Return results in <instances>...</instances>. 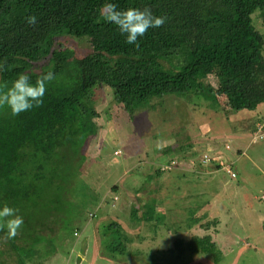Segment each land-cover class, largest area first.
Segmentation results:
<instances>
[{
  "label": "trees",
  "instance_id": "obj_1",
  "mask_svg": "<svg viewBox=\"0 0 264 264\" xmlns=\"http://www.w3.org/2000/svg\"><path fill=\"white\" fill-rule=\"evenodd\" d=\"M104 2L0 0V63L5 65L0 71V88L10 86L22 73L33 83L40 73L52 71L55 75L41 107L15 117L10 110L0 109V208L6 203L18 209L23 229L17 236L25 242L21 246L15 242L17 237L7 240L10 248L8 252L0 249V264H39L40 248L51 243L53 236L46 234L38 241L35 237L42 228L54 231L47 222L55 217H50L54 207L68 213L65 219L61 216L55 221L64 231L68 261L79 225L85 224L83 217L93 211L95 219L104 207L115 210V197L122 192L117 185L105 196L99 191L104 158L102 154L91 156L88 149L101 129L97 118L102 115L95 108L100 90L109 89L114 108H119V113H114V108L109 113V127L116 125L120 116L125 122L136 121L141 109L153 108L154 99L162 98L163 104L172 97H191L218 105V94L226 97L234 111L252 114V136L264 125V114L260 115L264 110V35L254 24L255 14L264 16V0H111L119 9L147 7L154 16L166 18L164 25L150 28L139 38V49L126 44L114 25L99 18L98 9ZM28 16H36L37 23L29 25ZM63 38L83 40L90 50L79 56L62 43ZM210 74L216 86L203 82ZM68 101L73 110L64 146L48 149L47 142L58 129L57 105ZM106 134L111 137L114 132L107 128ZM189 141L172 154L170 147L169 151L168 145H163L165 155L159 157L153 175H164L170 159L189 160L187 152L196 158V146ZM202 162L206 169L214 164L221 168L218 161ZM161 203L160 198H154L140 207L131 206L130 225L144 224L151 235L129 233L119 220L108 217L101 230L104 256L113 264H184L198 254H213L216 260L217 244L210 235L179 236L166 249L145 251L131 246L135 240L142 243L147 237L165 235L166 230L175 234L185 228L173 224L169 214L159 209ZM211 206L208 200L198 212L189 208L185 226L190 229L201 223ZM215 222L201 225L208 228ZM0 236L5 232L0 231ZM81 260L76 255V264Z\"/></svg>",
  "mask_w": 264,
  "mask_h": 264
},
{
  "label": "rangeland",
  "instance_id": "obj_2",
  "mask_svg": "<svg viewBox=\"0 0 264 264\" xmlns=\"http://www.w3.org/2000/svg\"><path fill=\"white\" fill-rule=\"evenodd\" d=\"M254 24L264 35V16L255 14ZM62 43L71 46L79 56L90 50V45L83 40L63 38ZM261 48L264 55V43ZM203 82L206 85H217L212 74ZM97 96L99 99L95 108L102 115L97 118L101 129L88 149L91 156L102 154L104 158L101 160L102 171L98 177L99 191L105 196L112 186L117 185L122 195L115 197L114 211L104 207L95 219L91 210L92 214L83 217L85 224L79 225L81 230L74 236L75 245L72 247L70 261L65 254L68 246L64 244V231L59 222L55 223L61 216V220L65 219L68 213L59 212L54 207L55 212L50 216H55L54 223V218L47 221L52 223L54 231L42 228L35 237L38 241L40 236H53L51 243L37 247L43 253L38 263L76 264L77 255L78 258L82 257L80 264H113L102 250L103 223L112 217L119 220L129 233L136 235L141 232L147 236L150 232L146 231L144 224L139 227L130 225L128 219L131 206L134 204L140 207L145 201L160 198L162 203L159 209L169 214L173 224L185 228L175 234L166 230L163 232L165 235L159 234L156 239L147 237L142 243L135 240L132 247H140L145 251L157 247L166 249L173 246L175 238L179 236L190 239L194 235H210L217 244L218 258L215 260L213 254H198L184 261V264H264V142H252V114L234 111L226 97L220 94L219 104L215 106L206 99L193 101L191 97H172L162 104L163 100L159 98L152 101V109H141L136 115V121L125 122L120 116L114 123L117 124L109 127V113L114 111L111 92L103 89L97 92ZM57 107L58 129L53 140L47 142L48 149L53 145L64 146L67 127L72 118L70 101L60 102ZM163 108L166 109L162 112ZM117 110L119 108L114 113H119ZM261 114H264V110ZM107 128L113 130L112 136L115 138L107 136ZM188 141L196 146L198 162L187 152L189 160L170 159L165 164L164 175H153L156 163L161 162L159 157L165 155L167 147L168 150L170 147L169 153L172 154V150L186 146ZM163 145L168 146L163 149ZM86 149L85 146L82 148L83 151ZM199 161H204V164L218 161L216 163L221 168H215L214 164L206 169L207 166L204 168ZM227 169H231L237 176H233ZM150 175H153L152 178H149ZM208 200L212 206L209 215L201 223L208 220L216 222L208 228L201 223L187 228L185 220L189 218V208L198 212ZM16 237L15 242L24 246L25 242L19 236ZM85 239L87 244H83ZM8 243L7 239L1 237L0 249L8 252ZM30 262L27 263L36 264ZM180 264L183 263L180 261Z\"/></svg>",
  "mask_w": 264,
  "mask_h": 264
},
{
  "label": "clouds",
  "instance_id": "obj_3",
  "mask_svg": "<svg viewBox=\"0 0 264 264\" xmlns=\"http://www.w3.org/2000/svg\"><path fill=\"white\" fill-rule=\"evenodd\" d=\"M98 13L100 19L114 25L119 33L125 36L126 44L134 45L136 49L140 47L139 38L143 37L150 28H159L166 22L165 17L154 16L147 7L119 9L111 0H105ZM26 22L34 25L37 23V17L28 16ZM4 69L5 65L0 63V71ZM54 80L55 75L52 71L38 74L34 83L28 74H19L10 86L4 85L0 88V109L10 110V114L15 117L41 107L47 85ZM17 213L18 209L6 203L0 208V231L5 232L4 239L11 240L19 234L23 217Z\"/></svg>",
  "mask_w": 264,
  "mask_h": 264
},
{
  "label": "built area",
  "instance_id": "obj_4",
  "mask_svg": "<svg viewBox=\"0 0 264 264\" xmlns=\"http://www.w3.org/2000/svg\"><path fill=\"white\" fill-rule=\"evenodd\" d=\"M264 139V125H259L258 130L255 132V134L253 135V140L255 141L256 139ZM228 171L230 173L233 174V176H236L235 172H232L231 169H228ZM262 198L264 199V195L262 196Z\"/></svg>",
  "mask_w": 264,
  "mask_h": 264
}]
</instances>
